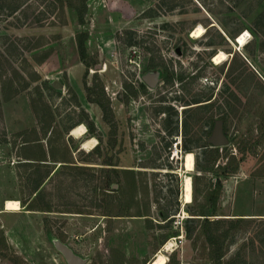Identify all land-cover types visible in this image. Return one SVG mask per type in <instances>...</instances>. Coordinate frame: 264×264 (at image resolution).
I'll use <instances>...</instances> for the list:
<instances>
[{
  "label": "rangeland",
  "instance_id": "rangeland-1",
  "mask_svg": "<svg viewBox=\"0 0 264 264\" xmlns=\"http://www.w3.org/2000/svg\"><path fill=\"white\" fill-rule=\"evenodd\" d=\"M71 3L0 0V85L11 79L29 85L10 99L14 119H28L23 125L32 114L39 118L33 101L43 94L54 126L48 139L58 154L69 128L86 121L69 80L77 63L85 66L87 96L86 85L105 87L112 121L104 120L101 109V130L89 132L99 140L97 151H80L79 142L67 138L65 149L75 151L70 165L78 168L56 161L25 166L0 148V264H68L54 238L84 264H142L149 258V264H264V0ZM78 8L85 11L84 24ZM197 27L204 29L200 38L191 34ZM83 31L89 35V68L78 50ZM246 32L250 39L240 47L238 37ZM220 52L227 60L217 66L213 57ZM30 60L43 62L37 82L28 73ZM157 70L161 79L152 88L143 75ZM56 80L61 89L53 86ZM198 98L203 102L187 105ZM38 106L45 111L44 100ZM216 120L223 121L230 142L208 148ZM14 123L10 118L8 127L0 113V142L7 135L18 142V131L25 129ZM29 130L23 139L34 138ZM175 142L181 143L178 155ZM185 160L195 167L194 198L187 205ZM121 169L134 170L138 205L148 216L105 215L110 204L114 214L120 211L117 190L131 179ZM217 179L222 188L215 215L208 217L210 231L225 237L221 248L201 232L205 216L198 215L213 213L208 197ZM32 201L52 211L29 210ZM172 239L178 245L168 255L163 249ZM216 250L219 262L212 258Z\"/></svg>",
  "mask_w": 264,
  "mask_h": 264
},
{
  "label": "crops",
  "instance_id": "crops-1",
  "mask_svg": "<svg viewBox=\"0 0 264 264\" xmlns=\"http://www.w3.org/2000/svg\"><path fill=\"white\" fill-rule=\"evenodd\" d=\"M30 64L32 65V70L30 69L29 76L31 78V80H34V82H37V80L39 79V76L42 77L43 73H42V69H43V62L42 61H33L30 60L29 61ZM76 72L72 74V71H69V80L71 81V83L75 82V86L71 84V86L74 88V92L78 95L79 98V102H80V106L85 110L86 113H88L91 117V119L94 121L96 127L98 129L101 128V124H102V111L100 106L96 103L94 104V102L90 101L88 99L86 90L84 88V84L82 81V74L85 71V66L82 63H77L76 65ZM36 72V73H35ZM38 74V75H37ZM41 74V75H39ZM26 78L27 75H25ZM38 77V79H37ZM1 79V78H0ZM12 80V79H11ZM82 81V82H81ZM10 82V80H9ZM9 82H3L2 81V85H0V113H3L4 115V119L6 120V123L8 125V127L11 128V124H10V118L11 120H15L14 125L15 126H20V129H27V128H31V130H29L30 132L33 133V137L32 139H23L25 136V133L23 131H18L20 133L17 134L18 136V142L17 139H15L14 141H12L10 139V136L7 135L5 137V139L3 141H1L0 143V148L2 147V153L5 155H13V157H11L12 159H14L15 163L17 162L18 164H23V163H27V162H33L36 163L38 159V163H42V164H49L50 165V161H54L57 160L56 162L59 163H65L64 161H71V158H74L73 155L75 154V151H67L65 149V146L68 144V139L67 138H74L76 139L79 144H78V150L80 151H87V152H91L92 150H94L96 148V146L91 149V150H87L84 147V143L87 140L90 139H96L97 140V144L99 142V140L96 138L95 135L89 134V130L87 125L85 124L84 121H79L77 122L74 126H71V128H69L70 133L68 132V136H67V132H66V141L65 145H63L62 147V151L63 154H58V152H61V150L56 149L54 143L48 139L50 135L53 134V128L54 126L52 125V109L51 106L49 105V103L47 101H45V98L43 97V94H40L38 92V94L40 95V100L36 103H41V101L44 100L45 103H48V106L45 107V111L44 109H40V107H37V113H39V118H37L36 114L35 116L32 114V112H30V116L32 114V122L28 123L26 125H23V122H27L28 119H23V117H20V114L17 115L16 119H14V115L10 113V104H11V94H10V85ZM19 83L14 81V85L17 86ZM62 84V83H61ZM28 85V84H26ZM63 85V84H62ZM29 86V85H28ZM27 86V88H28ZM21 92H19L15 97V100H17L18 98L21 97ZM15 100L13 102H15ZM36 113V112H35ZM44 113V114H43ZM28 118V116H26ZM81 123V124H79ZM76 125H85L86 126V134L84 133L83 135L76 137L74 135H72L71 131L73 130V128L77 127ZM101 130V129H100ZM11 131V129L9 130ZM15 144V145H14ZM42 144L43 149L45 151L46 154H44V152H42V150H34L33 152H31V150H29L28 148L33 147L34 145L36 147L34 148H39L37 147L38 145ZM70 146V145H69ZM70 149V148H69ZM52 151L53 153H55V158L53 159L52 157ZM71 153V157L69 158V154ZM18 160V161H16ZM63 161V162H62ZM156 254L155 250L154 252L152 251V256L154 257ZM153 258H149L146 261H144L142 264H149V262L152 260Z\"/></svg>",
  "mask_w": 264,
  "mask_h": 264
},
{
  "label": "trees",
  "instance_id": "trees-1",
  "mask_svg": "<svg viewBox=\"0 0 264 264\" xmlns=\"http://www.w3.org/2000/svg\"><path fill=\"white\" fill-rule=\"evenodd\" d=\"M63 4V0H58ZM70 6H73V3H71L70 0ZM78 14H79V20L80 23L84 24V10H82L81 8H78ZM88 33L87 32H80L77 35V43H78V50H79V54H80V58L81 60L84 62V64L89 68L92 66V63L89 61L88 59V53H87V47H86V41L88 38ZM173 78V76L171 77ZM10 85V94H11V98L15 97L20 90L22 89H26L28 85H24L23 87H20L19 85L15 86L14 85V79L10 80L9 82ZM143 86V85H142ZM144 87V86H143ZM86 89L88 91V98L90 101L98 104L101 109L103 110L104 113V120L108 123H110L112 121V116H113V109L111 106V100L108 97L105 87L102 84H98L95 88L94 87H90L88 85H86ZM35 106L33 105V109L35 110V112H37V103L35 102V100L33 101ZM187 105H192V104H198L203 102V100H201L200 98L198 99H192V101H187ZM45 105L47 107L48 103H45ZM45 106V107H46ZM46 113V111H45ZM85 123L88 126V130L90 133L92 134H97L98 133V129L94 123V121L90 118V116L85 113ZM177 130V127L175 128ZM15 145V144H14ZM43 145L40 144L37 147L39 148H34L36 147L35 145L33 147L30 146V148H28L29 150H31V152H33L34 150H42V152L45 153L43 147ZM208 148L211 146L210 144L206 145ZM212 147V146H211ZM219 148H216V150H218ZM95 150H98V146L95 148ZM186 151H190L191 149L189 147H185ZM52 157L53 159L55 158V153H53L52 151ZM235 159V157H233ZM37 162L33 163V162H27V163H23L25 164V166H30L33 164H41L38 163V159H36ZM57 161V160H54ZM63 162V161H62ZM65 163H63L61 166H63V168H68L71 169V167L73 168H78L79 166H73L70 165V163H73V161H64ZM45 165H49V164H45ZM238 164L234 165V171L236 172L238 170ZM88 168V167H86ZM92 168V167H91ZM122 173H125L128 176H131V179L128 177V181L126 182V184L124 186H121L118 190L122 193V197H121V206H120V211H117L115 214L113 213V208H110V205L107 207V213L105 215L107 216H148L149 214H144L141 211V207L138 205V201H137V194H136V189H137V185H136V181L134 178V170L132 169H121ZM215 188L214 190L211 192L210 196L208 197L210 200H212L213 203V213L212 214H205V210H202V213L198 214V215H202L205 216V218H203V220H199L201 221V232L206 236L208 242L212 245H217L218 248H221V242L225 239L224 235H217L214 234L213 232L210 231V225H212V222L210 219V217H208V215H215V210H216V204L220 195V191L222 188V182L220 181V179H217L216 183L214 184ZM28 209L29 210H37V211H47L50 212L51 210V206L49 204L46 205H41L38 206L35 204V201H32L31 203L28 204ZM82 213V212H81ZM92 214V213H89ZM164 217H169L168 215L166 216L164 214ZM201 219V218H198ZM212 258L219 262L221 261L222 258V254L214 251ZM172 259H170V261H168L167 264H171Z\"/></svg>",
  "mask_w": 264,
  "mask_h": 264
},
{
  "label": "bare ground",
  "instance_id": "bare-ground-1",
  "mask_svg": "<svg viewBox=\"0 0 264 264\" xmlns=\"http://www.w3.org/2000/svg\"><path fill=\"white\" fill-rule=\"evenodd\" d=\"M191 34L195 38H200L204 34V29L203 27H197L194 31H192ZM238 38L239 39L237 40V45L240 47H243L248 43L250 39V33L246 32L244 35H242L241 37L239 36ZM225 60H227V56L223 52H220L219 54L213 57V62L217 64V66L222 64ZM86 131H87L86 127L83 125H80L74 128L71 133L72 135L79 137L83 135L84 133L86 134ZM96 145H97V141L95 139L88 140L84 143V147L87 150L93 149ZM185 162L186 163L183 166L186 169V172H184V174L182 175V201L184 205H187V204H191L194 198L193 197L194 196V187H193L194 183H193L191 175L195 171V167L189 165L186 160ZM177 245L178 244L176 242V239H172L165 245L163 250L165 253L169 255V253L172 252Z\"/></svg>",
  "mask_w": 264,
  "mask_h": 264
},
{
  "label": "water",
  "instance_id": "water-1",
  "mask_svg": "<svg viewBox=\"0 0 264 264\" xmlns=\"http://www.w3.org/2000/svg\"><path fill=\"white\" fill-rule=\"evenodd\" d=\"M96 69H101V65H97ZM160 79H161V71L159 70L154 72H148L145 75H143L144 82H146L152 88L157 86ZM53 86L57 89H61L63 87V85L57 80L53 82ZM207 142L213 147L225 146L230 142V140L228 139L227 135L224 132V124L222 120H216L212 134L208 138ZM53 242L56 249L64 255L68 264L85 263L86 260L83 259L78 254H76L68 244L62 242L60 239L57 238H54Z\"/></svg>",
  "mask_w": 264,
  "mask_h": 264
},
{
  "label": "built area",
  "instance_id": "built-area-1",
  "mask_svg": "<svg viewBox=\"0 0 264 264\" xmlns=\"http://www.w3.org/2000/svg\"><path fill=\"white\" fill-rule=\"evenodd\" d=\"M179 142H181V140L179 141ZM179 142H175V144H174V152H175V154L176 155H178L179 154V152L181 153L182 152V149L180 148L179 149V145L181 144V143H179ZM181 146V145H180ZM178 239H181V236H178ZM177 240V239H176ZM182 264H188V263H182Z\"/></svg>",
  "mask_w": 264,
  "mask_h": 264
}]
</instances>
